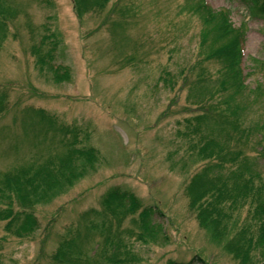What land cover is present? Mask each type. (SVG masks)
<instances>
[{"label":"rangeland","instance_id":"obj_1","mask_svg":"<svg viewBox=\"0 0 264 264\" xmlns=\"http://www.w3.org/2000/svg\"><path fill=\"white\" fill-rule=\"evenodd\" d=\"M204 3L0 0V179L57 164L69 145L98 152L31 208L30 236L0 220V264L261 263L254 206L230 186L235 203L221 202L220 190L260 175L264 200V7L250 14L264 0ZM221 12L242 35L238 68L211 56L233 36ZM45 34L57 41L54 70L36 63ZM57 66L68 80L55 79ZM115 187L152 207L148 218L110 213L103 199ZM214 189L212 207L192 205Z\"/></svg>","mask_w":264,"mask_h":264},{"label":"trees","instance_id":"obj_2","mask_svg":"<svg viewBox=\"0 0 264 264\" xmlns=\"http://www.w3.org/2000/svg\"><path fill=\"white\" fill-rule=\"evenodd\" d=\"M105 2H107V0H105ZM200 2H202L201 6L208 11L209 9L204 3L205 0H200ZM263 7V4L260 5L250 14H252L253 17H258L257 14ZM217 17H219L218 19L221 22V27L223 28V30L225 32L231 33L233 36L231 40L227 41V43L221 45V47L219 48H216L213 55L211 56H214L221 61H223L222 59H225L227 61V68H232L234 64L235 68H238L240 60L242 58V35L238 30H235L228 25L225 15L222 14V12L221 14H217ZM41 40V46L43 45L44 47L45 45H48L49 47L45 53V58L38 57L36 63L41 67H43V65H47L51 70H54L56 66L53 65L52 61L54 53L57 49L56 38L52 34H45ZM38 48L39 47H35L34 50L36 56L38 54ZM57 67H59L60 70H63V74H57L55 76V79L57 81L63 79L68 80V69L60 66ZM235 74L238 79V69ZM222 78H224V75ZM231 79H233V77ZM40 112L43 113V111L41 110ZM64 130L68 129L64 128ZM65 133H71L73 137L76 138L74 133L70 130L66 131ZM258 144L260 145V143ZM67 148L68 149L66 154L58 159L57 164L53 161H47L42 168L34 170L33 172H30L28 168L21 167L19 168V170L4 173L2 175V178L0 179V201L4 204V206L0 207V220L5 222L4 230L7 233H12L18 238H25L27 236H30V234H32L38 227V221L34 217V215L31 214V208L36 204L37 201H42L49 195L50 187L53 182L64 181L67 185H71L72 182L82 177L85 166L93 167L98 160V152L91 147L77 149L76 147L69 145ZM258 153L262 158V165L264 166V150L260 148ZM244 160H246V157L244 158ZM245 166L247 167V164ZM257 177H260V175H252L248 179L238 180L243 182L241 185L237 183L236 179H230L231 183L223 181L221 183L222 186L220 194L222 197L221 202H227L230 206H232L236 201V197L231 195V193H228L229 191L227 188L228 186H230L237 191V196H243L244 202L247 201L249 204L254 206V216L256 217L255 221L258 230L256 245L260 250V258L257 260V263L261 262L260 264H264V200H261L263 193L258 194L261 190V185L258 188L254 187ZM186 189L190 192L194 188L187 185ZM215 193L216 190L214 189L213 193H211L207 197H204L203 194H199L193 198L191 203L192 205L197 204L196 207L199 206L201 208L208 206L212 207L216 200ZM255 194H257V198L254 199L253 197H251V195ZM13 198L23 208L21 211H14L12 207ZM103 202L110 213H113L115 215L116 212H118L122 217L124 214H133L136 211L140 210L139 216H143L145 219H147L148 214L152 213L153 210L152 207H143L140 200L131 191L124 190L119 187L112 188L104 196ZM26 208H28L29 210H26ZM202 214H207L208 216H210L207 211H203ZM147 226V224L142 223V228L145 231H148ZM114 245L116 247H119V245L124 247V245L117 242H114ZM260 247L263 248L261 249ZM235 254L238 256L240 255V253L238 252L233 253V255ZM241 256L244 259V256L246 255L241 254ZM193 263L194 262L192 261L179 264ZM247 264L252 263L247 262Z\"/></svg>","mask_w":264,"mask_h":264}]
</instances>
